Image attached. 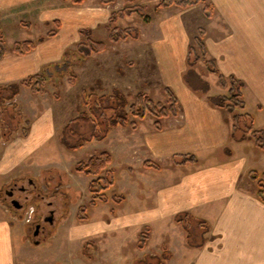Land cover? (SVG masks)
Masks as SVG:
<instances>
[{"label": "crops", "instance_id": "0c3cea01", "mask_svg": "<svg viewBox=\"0 0 264 264\" xmlns=\"http://www.w3.org/2000/svg\"><path fill=\"white\" fill-rule=\"evenodd\" d=\"M206 4L211 6V17L204 13ZM116 10H120L117 4L102 5L101 0H87L80 6L63 0H0L2 37V28L13 26L28 30L35 42L42 37L38 26L54 21L61 25L54 37L44 39L27 55L8 51L0 61V87L20 83L61 61L72 44L81 42V30H91L95 35L102 29L103 37L107 36L104 26ZM132 19L122 21L120 26ZM151 19L148 24L132 25L140 31L139 40L115 46L143 44L142 51L134 56L143 66H147L149 58L151 69L143 68L136 79L144 82L142 77L152 70L153 85L147 89L149 83L139 84L135 95L156 91L161 97L154 101L165 102L163 90L168 88L178 100V115L164 119L161 130H156L153 123L150 130L140 129L137 124L135 129L117 127L110 131L109 137L120 131L123 154L139 155L143 168L136 171L127 166L128 172H124L132 183L139 180V190L134 202L130 197L124 199L127 204L125 209L122 204L120 211L128 214L120 215L122 226L149 227L150 232L153 226L159 236L171 232L170 246L162 239L157 244L167 247L169 264H264V204L257 198V183L249 178V173L255 171L248 154L253 142L231 140L229 114L211 102L212 97L225 95L227 90L219 86L216 75L201 72L202 64L196 69L188 63L189 47L202 29L208 58L223 76L241 82L245 102L242 113L252 117L255 129H263L264 0H205L184 10H157ZM125 71L130 74V70ZM120 78L123 82L119 79L112 88L126 95L123 88L128 87L129 75ZM102 84L101 89L105 87ZM29 93L21 88L13 101L16 106L24 97L33 101ZM31 95L40 99L48 96ZM50 105L45 113L41 109L42 113L36 114L39 119L30 124L27 137L0 142V264H15V235L25 225L19 221L18 213L8 208L1 190L7 191L6 198L10 199V184L28 174V161L44 142L35 141L37 122L41 120L38 126L46 128L47 136L55 134L53 104ZM176 155H193L198 162L178 167L173 163ZM145 162L156 163L160 169L145 167ZM130 208L139 212L132 214ZM185 212L209 225L207 241L201 249L187 246L184 231L175 222V216Z\"/></svg>", "mask_w": 264, "mask_h": 264}, {"label": "rangeland", "instance_id": "374dc122", "mask_svg": "<svg viewBox=\"0 0 264 264\" xmlns=\"http://www.w3.org/2000/svg\"><path fill=\"white\" fill-rule=\"evenodd\" d=\"M160 1L143 0V2L137 3L147 4L148 14L153 15L155 4ZM116 4L120 9L128 5L127 0H116ZM140 22H143L140 17H135L128 23L123 22V26L125 28L127 25L128 27L140 25L138 24ZM38 30L43 37L49 33V30H56L58 33L60 28L43 25L38 26ZM1 31L9 53H11L12 45L15 42L33 41V35L25 29L16 30L13 26H7L3 27ZM103 33L104 31L100 29L92 38L108 44L107 36L103 37ZM84 40L85 38L82 37L81 41ZM77 44H72L66 50L65 55L69 50H75ZM143 47L142 43H130L121 47L110 46L102 54L92 56L93 60L87 59L82 63L72 55L66 56V59L63 57L56 63L62 64V68L53 67L49 72L52 78L49 79L47 85L48 96L40 99L41 97H34L29 93L34 98L33 101H29V97H24V101L22 100L18 106L11 110L12 113L18 114L14 119H11L12 115L10 114V118L4 116L0 120V142L4 139L6 124H11L10 129L16 131L13 138L22 137L21 131L29 129L30 124L33 125L36 119H39L36 114L45 113L49 109L48 106L53 104L51 109L54 114L55 134L50 133L47 136L46 128H41L42 124L40 127L38 126L41 120L37 122V128L32 129L36 130L35 141L43 140L44 142L34 153L33 158L28 161L29 164L31 163L28 174L22 175L13 184H10L9 189L7 188L10 194L12 193L10 199L6 198L7 191L1 190L2 199L8 208L12 212H17L19 221L25 224L24 227H20V233L15 235V264H139L135 260L143 259L149 254L151 256L159 253L160 250L159 254H162L163 246L160 248L157 245L161 239L170 246L168 241L172 239L171 232L159 236L152 226L150 240L146 248L140 250L138 248L139 236L143 233L144 228L129 229V227L122 226L123 217L120 215L126 216L128 213L120 210H122V204L124 208L127 203L123 200L117 204L116 201L119 197L124 199L130 197L134 202L137 195L136 190H139V180L132 183L124 172H128L127 166L136 171H143V168L139 164L141 158L139 155L123 154L120 131L114 132L112 137L108 136L102 143L92 142L77 151L67 150L60 142L66 124L85 110L82 104L84 92L113 95L112 84L117 83L121 79L120 77L126 74L129 75L130 80L127 83L128 87L123 89L126 91V97L130 104L133 103L136 87H139V84L149 83L146 88L150 89V85H153V79L150 77L151 75L153 77L152 70L146 74L147 77L146 75L142 77L144 82L141 79H136L138 77L136 75L141 77L143 68L151 69L149 58H146L145 61L147 66H143V63L134 56L139 51L141 52ZM200 68L203 72V68ZM125 70H130V74ZM101 84L105 86L102 89ZM213 86L212 82L211 87ZM217 87L220 88L218 85ZM118 88H122V85H119ZM149 95L153 100L161 97V93L156 91L150 92ZM160 101L164 103L163 99ZM154 122L155 119L150 115L143 120H137L139 128L146 130L152 129ZM88 128V126H84L83 131L86 132ZM250 140L252 139L244 141ZM252 142L248 154L254 163L255 171L261 174L264 172V162L262 161L264 150L259 149L253 140ZM105 151L113 153V163L110 169L114 172L115 186L103 193L106 202L96 201L93 206H90L93 201V196L88 190L91 178L78 174L73 169L77 163L86 162L90 157ZM13 200L19 204L17 209L11 205ZM83 206L87 207V221L77 218V212ZM129 212L134 214L139 211L130 208ZM47 216H52L53 222L43 221ZM40 222H43L42 229L35 238L33 232L35 226ZM158 247L159 250H157ZM166 252L165 254H167Z\"/></svg>", "mask_w": 264, "mask_h": 264}, {"label": "trees", "instance_id": "16d2710c", "mask_svg": "<svg viewBox=\"0 0 264 264\" xmlns=\"http://www.w3.org/2000/svg\"><path fill=\"white\" fill-rule=\"evenodd\" d=\"M63 1L69 2L74 6H80L87 0ZM137 2L141 3L142 0H127L128 5L126 7L112 12L109 21L104 26L107 32L108 44L92 38L94 35L91 30H81V37H84L85 40L79 42L75 50H69L67 55H64L65 59L66 56L72 55L82 63L94 55L105 52L110 46L118 45L121 42L139 40L141 34L138 28L133 26L124 28L120 26L122 21L131 17H140L147 24L151 22V15L147 11L148 6L138 4ZM204 2L205 0H162L154 8L155 11L170 7L184 10ZM101 4L115 5L116 0H101ZM203 10L207 17L212 16L210 5L206 4ZM48 25L56 26L57 29L61 26L58 21H54ZM56 34V30H51L45 37H41L35 42H17L12 46L11 52L18 56L27 55L36 48L37 43L46 38L54 37ZM204 36V30L200 29L197 37L193 40V44L189 47V67L196 68L202 64L203 72L216 75L219 86L227 90L225 95L212 97L211 102L229 114L232 123L231 140L240 142L252 139L259 149L264 150V128L260 130L255 129L252 117L246 113H242L245 109V102L242 97L241 82L233 77L227 78L219 72L214 61L208 58ZM7 53V46L4 43L2 34H0V61L6 57ZM53 67L62 68V64L45 67L40 74L30 76L20 83L0 87V120L4 116L10 118V114L12 115L11 119H14L15 115H18L12 113L11 110L16 107L13 101L19 95L21 88L28 89L35 96L48 93L47 85L49 79L52 78L49 72H51ZM163 91L166 95L164 103L154 101L145 93H138L134 96L132 104L129 103L126 95L119 91H115L110 96H98L97 94L84 92L82 104L85 110L78 117L66 124L60 138L61 144L67 150L77 151L89 143L105 141L110 131L114 128L129 127L135 129L137 127V120H143L148 115L155 119V129L161 130L164 119L177 117L179 106L176 96L170 89L165 88ZM84 126L89 127L86 132L83 131ZM10 127L11 124L5 125L6 130L4 129L5 134L2 142H9L15 135L14 132L16 131H12ZM21 132L22 137L28 136V129H23ZM112 162L111 153L105 151L90 157L86 162L82 161L74 166V172L91 178L88 190L93 196V201L90 206H93L96 201L106 202V197L103 193L115 186L114 172L110 169ZM197 162V158L193 155H176L173 158L174 165L178 167L188 164L195 165ZM144 166L156 170L160 169L158 164L152 162H145ZM249 178L252 182L257 183V198L264 204V172L258 174L255 171H251ZM123 200V197H119L116 203H121ZM87 215V207H80L77 212V218L81 221H87ZM174 219L176 224L184 231L188 247L194 249L204 247L210 231L206 221L195 218L186 212L179 213ZM149 240L150 228L145 227L143 233L139 236L138 248L144 250ZM162 250V254H159L161 252L152 254L151 256L149 254L144 256L143 259L135 261L139 262V264H167L171 259V254L166 252L168 251L166 246H163Z\"/></svg>", "mask_w": 264, "mask_h": 264}, {"label": "flooded vegetation", "instance_id": "af4514ba", "mask_svg": "<svg viewBox=\"0 0 264 264\" xmlns=\"http://www.w3.org/2000/svg\"><path fill=\"white\" fill-rule=\"evenodd\" d=\"M10 194V193H9ZM11 196H12V193L10 194ZM14 201V200H13ZM12 201V202H13ZM11 202V205H13V207L14 208H18L19 207V205L17 204V205H14V203H12ZM51 214H53V212L51 211ZM46 220V222H49V223H51V222H53V218H52V216H47V217H44V220L43 221H45ZM42 225H43V222L41 223H39V224H37L36 226H35V230H34V232H33V236L36 238L37 236H38V234L40 233V231H41V229H42Z\"/></svg>", "mask_w": 264, "mask_h": 264}, {"label": "water", "instance_id": "95a60500", "mask_svg": "<svg viewBox=\"0 0 264 264\" xmlns=\"http://www.w3.org/2000/svg\"><path fill=\"white\" fill-rule=\"evenodd\" d=\"M12 203H14V205H17L18 204V202L16 200H14Z\"/></svg>", "mask_w": 264, "mask_h": 264}]
</instances>
